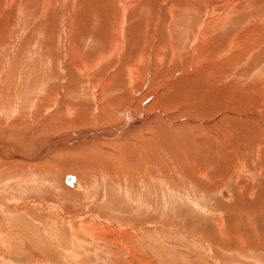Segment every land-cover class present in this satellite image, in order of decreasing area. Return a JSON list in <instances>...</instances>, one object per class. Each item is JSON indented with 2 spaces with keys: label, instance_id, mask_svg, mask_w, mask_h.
<instances>
[{
  "label": "rangeland",
  "instance_id": "374dc122",
  "mask_svg": "<svg viewBox=\"0 0 264 264\" xmlns=\"http://www.w3.org/2000/svg\"><path fill=\"white\" fill-rule=\"evenodd\" d=\"M46 1L9 0L0 12V264H264V179L256 168L236 174L218 142L236 147L233 121L264 112V54L228 43L231 31L259 37L244 15L260 0H203L208 14L198 0ZM80 26L92 45L74 33ZM60 102L65 112L51 120ZM126 111L143 124L107 134L124 128ZM160 117L173 127L165 134ZM89 131L96 137L76 141ZM151 140L163 141L154 161L121 163L122 150L135 157ZM88 142L98 151L85 160L76 149ZM205 153L210 167L229 168L224 178L205 181ZM48 161L56 169L41 167Z\"/></svg>",
  "mask_w": 264,
  "mask_h": 264
},
{
  "label": "bare ground",
  "instance_id": "6f19581e",
  "mask_svg": "<svg viewBox=\"0 0 264 264\" xmlns=\"http://www.w3.org/2000/svg\"><path fill=\"white\" fill-rule=\"evenodd\" d=\"M40 1H42L43 3H45V2H47L46 0H40ZM86 1H88V0H86ZM198 1H200L203 5H204V7L207 9L206 10V14H208V12H209V5H207V4H205V2L203 1V0H198ZM235 1H237V0H228V2L229 3H231V5H232V3H234ZM77 2H78V4H80V5H88V4H86L85 3V0H77ZM12 3L11 2H9V0H0V5L1 6H4L3 8L1 7L0 8V12H6V10H7V8H9L8 6L10 5V6H12L13 7V5H11ZM255 4V5H254ZM29 6V5H28ZM83 8V7H82ZM81 9V8H80ZM253 10H255L254 12H253V14H251V11H253ZM246 12H247V14L246 15H244V18L245 17H250V20H248V21H250V25L248 26H246V28H247V30H249V29H251L252 27H251V25L253 26V27H255V26H257L258 28L259 27H261V29H259V33H257V34H260L259 35V37H257V36H252V35H250V40H248L247 42H245L246 41V39L248 38L247 37V35H246V33H243V32H240L239 31V33L238 32H236L237 30H235V34H237L238 33V35L236 36V35H234L233 33V31H231L230 32V35L232 34V37H231V41H229L228 43H235V44H238V45H241V46H243V47H245L246 48V51L248 52H252V53H255V54H258V55H263L264 54V52L262 51V50H264V1L262 2V0H260V1H258V2H253L252 4H250V6L247 8V10H246ZM77 14V13H76ZM16 18V17H15ZM13 19V18H12ZM10 20V19H9ZM15 20V19H14ZM122 20V19H121ZM74 21V20H73ZM80 21H85L84 19H81ZM88 22H90V21H88ZM208 24V23H207ZM6 25V24H5ZM5 27V26H4ZM10 27V26H9ZM8 27V28H9ZM2 29V28H1ZM3 30V29H2ZM84 31V32H83ZM82 34H81V33ZM233 32V33H232ZM3 33V32H2ZM75 34H77V35H79V40H81V39H85V38H87V39H85V41L87 42V43H91L93 40H94V38H97L96 36H90L89 34H88V32L85 30V28L84 27H79V28H76L75 29V32H74ZM74 34V35H75ZM15 35V34H14ZM68 36H70V34H68ZM76 36V35H75ZM236 36V37H235ZM71 37V36H70ZM118 39H117V45L118 46H121V38H120V36L119 37H117ZM92 40V41H91ZM98 41V40H97ZM227 41V40H226ZM84 42V41H83ZM242 42H245V43H242ZM75 44H77L76 43V41H75ZM100 44L101 45H103V42H102V40L100 41ZM90 45H92V44H90ZM247 45V46H246ZM257 46H259L258 48H257ZM78 47V46H77ZM21 48V47H20ZM228 48H232V46L230 45ZM242 48V47H241ZM21 49H23V48H21ZM78 49H79V47H78ZM22 51V50H21ZM243 55H245V51H242V50H239ZM253 51H255V52H253ZM41 52V51H40ZM46 52V51H45ZM44 52V53H45ZM81 52V51H80ZM232 52V51H231ZM23 53V52H22ZM43 53V54H44ZM171 53H173V52H171ZM70 54H71V52H70ZM49 55H55L56 57H58L57 56V54H56V52H49ZM84 55V54H83ZM86 56V55H85ZM20 57V56H19ZM18 57V55H17V57L16 58H19ZM52 58H53V56H52ZM54 59V58H53ZM79 60H80V58H79ZM68 64H70V69H73V68H75L76 67V65L75 64H73L72 65V63L74 62V60H73V56H69L68 57ZM84 61H82V62H80V64L81 63H83ZM211 74V73H210ZM207 75H208V73H207ZM212 75V74H211ZM210 75V76H211ZM130 79L131 80H134V70L133 69H131V75H130ZM254 80V79H253ZM252 82V81H251ZM174 83H176V81H174ZM253 83H255L254 81H253ZM257 83V82H256ZM253 85V84H252ZM264 85V84H263ZM104 86V85H103ZM54 87V86H53ZM49 89H51V88H49ZM48 89V90H49ZM47 90V91H48ZM65 91V90H64ZM49 92V91H48ZM51 92V91H50ZM63 92V91H62ZM56 93V92H55ZM49 94H53V93H49ZM64 95V94H63ZM52 96V95H51ZM50 97V96H49ZM61 97V96H60ZM67 97V93L65 92V98ZM47 98H48V96H47ZM253 98V97H252ZM247 99V98H246ZM48 100H52L51 98H48ZM84 104H86V103H84ZM96 105H98V102L96 103ZM223 107H224V105H223ZM255 107V106H254ZM56 108V107H55ZM96 108V107H95ZM98 109H99V107H98ZM68 110H70V109H68ZM250 110V109H249ZM244 111H247V110H245V108H244V110H242V112H244ZM65 111H63V108H62V103L60 102V104L58 105V107H57V112H56V114L55 115H53V116H51L52 118H51V120H54L55 118H58L59 116H61L63 113H64ZM182 111H179V113H181ZM184 112H186L187 113V110H185ZM235 113V112H234ZM178 114V113H177ZM182 114H184V113H182ZM181 115V114H180ZM124 116H125V119H126V121H127V124L126 125H124V128H121L120 130H116V129H114V128H112L111 130H109L108 132L109 133H107V134H110V132L112 131H114V133H117V135H122L125 131H126V129H128V128H130V127H132L133 125H139V126H141L142 124H143V118L142 119H138V120H136L135 118H132L130 115H129V112H125V114H124ZM235 116H237V115H235ZM185 117H187V116H185ZM239 118H241L242 120H240L239 118H236V120H232L234 123H236V124H238V125H240L241 127L240 128H238L237 130H236V128L234 129V128H231L230 129V132H234L235 134H229V136H231L230 137V139L232 138V137H235L236 138V147H234V144H230L229 143V138L227 137V136H221V135H219V136H221V138H220V140L218 141L220 144H224V150H230V152H228L226 155H228L229 157H228V163L226 164V165H231V168L232 169H235V172H236V174H238L239 176H240V174H241V172L240 171H243V170H248V171H250V169H254V168H256V169H254V173H256V174H258V175H260V176H262V179H264V112H258V113H254V112H250L249 114H248V116L247 117H244V116H238ZM22 118V117H21ZM171 118V115H169L167 118H165L164 120H166V122H168V120ZM188 118V117H187ZM195 118V117H194ZM156 118H154V120H155ZM160 119H161V117H160ZM230 119V118H229ZM135 120V121H134ZM146 120V119H145ZM156 120H158V119H156ZM155 120V121H156ZM171 120V119H170ZM133 121H134V123H133ZM159 121V120H158ZM157 121V122H158ZM193 121V120H192ZM161 122H162V126H159V130L158 129H156V131L158 130V132H161L162 134H165L166 133V131H168V130H170V129H173V127L172 126H167V125H165V123H164V121L161 119ZM161 124V123H160ZM1 125V124H0ZM51 125H53V124H48V125H46L45 126V124H43L42 126H43V128L42 129H44L43 131H47L48 129H53V130H55L58 126H61V128L62 127H66V124L65 123H60V124H56L57 125V127H56V125L55 126H52V127H50ZM159 125V124H158ZM213 125V127L216 125V124H212ZM212 125H210L209 126V128L207 127V128H203L204 130H203V132H205V133H207L208 134V136L209 135H212L213 134V130H212ZM234 125V124H233ZM3 126H4V124H3ZM3 126H0V128L2 127V129L0 130V132H3ZM150 126H152V125H150ZM236 126V125H235ZM6 127V126H5ZM4 127V128H5ZM137 127V126H136ZM149 127V126H148ZM239 127V126H238ZM10 128V127H9ZM9 128H5L6 130H9ZM151 128V127H150ZM149 128V129H150ZM156 128V127H155ZM11 130V129H10ZM148 130V129H147ZM154 131H155V129H153ZM138 131V130H137ZM180 131V130H179ZM223 131V130H222ZM237 131V132H236ZM6 132V131H5ZM28 134H26V136L28 137V138H31L32 136H31V134H34V132L32 131V128H30L28 131ZM173 132V131H172ZM7 133H9V135L11 134V132L9 131V132H7ZM14 133V132H13ZM12 133V134H13ZM36 133V132H35ZM51 133V132H50ZM98 135L100 136V135H103V136H106V134H103V131L102 130H99L98 132ZM100 133V134H99ZM149 133V132H148ZM180 133V132H179ZM221 133V132H220ZM225 132H223V134H224ZM16 134V133H15ZM141 134V133H140ZM140 134H138L137 133V135H135V136H132L130 139H132V140H134V142H136L135 141V138H136V140H137V137H138V139H139V136H140ZM187 134V133H186ZM207 134H206V136H207ZM96 134H95V132H91V131H89L87 134H85V133H82L80 136L78 135L76 138H77V140L76 141H79L80 143L81 142H83V141H85V139H86V141L87 140H90L91 138H94V137H96L95 136ZM191 135H192V133H191ZM194 135V134H193ZM227 135V134H226ZM69 135H67L66 137L68 138L67 140H69V139H71L70 137H68ZM161 136V135H160ZM21 137H23V138H25V136H21ZM34 137V136H33ZM65 137V136H64ZM205 137V136H204ZM161 138V137H160ZM197 138H198V136H197ZM206 138V137H205ZM228 138V139H227ZM11 139V138H10ZM111 139V138H110ZM120 139V138H119ZM188 139V138H187ZM214 139V138H213ZM212 139V140H213ZM234 139V138H233ZM12 140V139H11ZM61 140V139H60ZM166 140H167V138H166ZM165 140V141H166ZM174 140V139H173ZM173 140H169V141H167V143L166 144H164V145H175L174 144V142H173ZM210 140V139H209ZM212 140H210V141H212ZM214 140H216V139H214ZM138 141V140H137ZM150 141V140H149ZM148 140L146 141H144V142H146V143H148L149 142ZM152 141V140H151ZM154 141V140H153ZM152 141V142H153ZM182 141H184V140H182ZM208 141V140H207ZM217 141V140H216ZM221 141V142H220ZM68 142V141H67ZM71 142V141H70ZM124 145L126 146V148L129 150V148L130 147H133V146H136V143H133V142H129V141H126V139L124 140ZM163 141H161L160 143L158 142V144H155L154 142H153V146H151V145H149V149H153V147H154V149L155 150H157V148L158 147H160V144L162 143ZM199 142V141H198ZM76 143V142H75ZM84 143V142H83ZM208 143V142H207ZM217 143V142H216ZM52 144H54V142L53 143H51V144H49V145H46V146H50V145H52ZM71 144V143H70ZM78 144V143H77ZM86 144V146L85 145H81V146H79L80 148H78V149H76V151H80L81 153H83L84 154V156L85 157H87L85 160H88V158L89 157H91L92 158V154H94L93 152L94 151H98L97 150V145L96 144H89V142L88 143H85ZM154 144H155V146H154ZM176 144H179V142L177 143L176 142ZM181 144V143H180ZM210 144H211V142H210ZM69 145V144H68ZM123 145V146H124ZM162 146H163V144H161ZM182 145V144H181ZM180 145V146H181ZM191 145V144H190ZM215 145V144H214ZM46 146L45 147H43L44 149L46 148ZM72 146V145H71ZM77 146V145H76ZM210 146H212V145H207L205 148H206V151L207 150H210ZM36 147V146H35ZM63 147V146H62ZM139 147V146H138ZM170 147V146H169ZM210 147V148H209ZM30 148L31 149H33V147H31L30 146ZM147 148V149H148ZM177 148H179V147H177ZM183 148V147H182ZM190 148V147H189ZM204 148V147H203ZM204 148V149H205ZM209 148V149H208ZM214 148H216V152L220 149V148H218V147H213L212 148V150L214 149ZM239 148V149H238ZM60 149V148H59ZM127 149H125V150H122L121 151V153H123L124 155H125V157H126V159H123V157H122V155H121V157H122V159L123 160H125V161H123V160H121V163H124V164H130V165H134L132 162V160H134V162H135V167H136V169H138L139 168V166H138V162L137 161H142L143 159H146V160H148V161H152L155 157H158L157 155L155 156V154H154V149H153V154L151 153V152H149V150H147V149H145V148H143L142 150H141V148H140V150L138 151V154L135 156V157H133V154L135 153V152H132L131 154L129 153V152H127L126 150ZM137 149V148H136ZM168 150V149H167ZM175 150V149H174ZM177 150V149H176ZM182 150V149H181ZM190 149H188V151H189ZM40 152H41V150H39L36 154H34V155H32V153H31V156L30 157H32V158H35V157H37L39 154H40ZM168 152V151H167ZM194 152H196V151H194ZM17 153V152H16ZM129 155H128V154ZM168 153H171V152H168ZM182 153V152H181ZM202 153V152H201ZM208 153V152H207ZM213 153V152H212ZM182 154H184V153H182ZM214 154V153H213ZM217 154V153H216ZM221 154V153H220ZM101 155V154H100ZM102 155L103 156H105V154L104 153H102ZM135 155V154H134ZM154 155V156H153ZM208 155H209V153H208ZM96 155H94V157H95ZM145 156H148V157H146L145 158ZM185 156V155H184ZM187 156V160H189V161H191L192 160V152L191 153H188V155H186ZM17 157H20V156H17ZM188 157H189V159H188ZM203 168H205L206 169V171H207V173H209V174H207L206 172V176H205V174L203 173V178L205 179V181L206 180H208V182L209 183H211L212 181H213V177L212 176H214V175H216L218 172H219V175L220 176H222L223 178H224V174H223V169L224 168H226V169H229L228 167H226V165H224L223 167H220V170L219 169H217L216 170V168H217V166L216 167H210V162L212 161V159H209V157L208 156H206V153L205 154H203ZM208 157V158H207ZM5 158V157H4ZM96 158V157H95ZM198 158V157H197ZM24 159V158H23ZM44 159H47V158H44ZM90 159V158H89ZM93 159V158H92ZM99 159V158H98ZM131 159V160H130ZM178 159H180V158H178ZM108 160H111V159H108ZM120 160V159H119ZM157 160V159H156ZM183 160H184V158H183ZM198 160V159H197ZM216 160V159H215ZM220 160V159H219ZM5 161V160H4ZM52 161V160H51ZM51 161H48V162H50L51 164H49L50 166H41V167H49V168H53V169H56V167H55V163H53V162H51ZM154 161V160H153ZM181 161V160H180ZM200 161H201V159H200ZM87 162V161H86ZM98 162H101V159H100V161L98 160ZM194 163L196 162V161H193ZM198 162H199V160H198ZM53 163V164H52ZM62 163H65V162H62ZM71 163V164H70ZM103 163H105V162H103ZM151 163V162H150ZM170 163V162H169ZM181 163V162H180ZM212 163H214V162H212ZM86 165H87V163H85ZM176 164V163H175ZM183 164V163H182ZM193 164V163H192ZM221 164V163H220ZM220 164H218V167H219V165ZM68 165V166H67ZM75 165V164H74ZM122 165V164H121ZM202 165V164H201ZM56 166H59V167H63L61 164H59V165H56ZM65 166H67L66 168H70V167H72V168H74V170L75 171H77L76 170V167L75 166H73V163L72 162H69V161H67L66 163H65ZM103 166H106L105 164H103ZM114 166V165H113ZM141 166V165H140ZM207 166V167H206ZM212 166V165H211ZM215 166V165H214ZM145 168H146V166H144ZM155 167V166H154ZM184 167V166H183ZM189 167V166H188ZM192 167V166H191ZM63 168H65V167H63ZM62 168V169H63ZM110 168V167H109ZM123 168H124V165H123ZM244 168V169H243ZM108 169V168H107ZM112 169V168H111ZM135 169V168H134ZM160 169V168H159ZM171 169V168H170ZM194 169V168H193ZM213 169H215V170H213ZM105 170V169H104ZM125 170V169H124ZM167 169H165V171H166ZM173 170V169H172ZM181 170V169H180ZM191 171V170H190ZM195 171V170H194ZM227 171V170H226ZM77 172H79V171H77ZM106 172V171H105ZM138 172H139V170H138ZM151 172V171H150ZM167 172H168V170H167ZM245 172V171H244ZM130 173V172H129ZM188 173V172H187ZM226 173V172H225ZM229 173V172H228ZM254 173H253V175H254ZM112 174V173H111ZM82 175V174H81ZM104 175V174H103ZM131 175V174H130ZM145 175V174H144ZM208 175H210V178L212 177V180L211 179H209V177H207ZM219 175H218V179H219ZM235 175V174H234ZM246 175V174H245ZM128 176V175H127ZM130 177V176H129ZM128 178V177H127ZM167 178V177H166ZM130 179H133L132 177H130ZM169 179V178H168ZM249 179V178H248ZM260 179H261V177H260ZM223 180V179H222ZM165 181V180H164ZM220 181H221V179H220ZM263 182H264V180H262ZM207 182V181H206ZM177 183V182H176ZM191 183V182H190ZM262 183V182H261ZM180 186V185H179ZM247 189V188H246ZM263 194H264V192H263ZM223 195H225V193H223ZM241 197H242V199H244L245 200V196H243L242 194H241ZM260 198L261 197V195H256V197L255 198ZM248 201H246V203H247ZM251 203V202H250ZM221 204V203H220ZM240 208V207H239ZM247 208V207H246ZM252 209V208H251ZM246 210V209H245ZM248 210H250V209H248ZM253 211V210H252ZM240 241V240H239Z\"/></svg>",
  "mask_w": 264,
  "mask_h": 264
},
{
  "label": "water",
  "instance_id": "95a60500",
  "mask_svg": "<svg viewBox=\"0 0 264 264\" xmlns=\"http://www.w3.org/2000/svg\"><path fill=\"white\" fill-rule=\"evenodd\" d=\"M64 183L70 188L75 187L76 177L73 174H66L64 177ZM224 193V191H222Z\"/></svg>",
  "mask_w": 264,
  "mask_h": 264
},
{
  "label": "crops",
  "instance_id": "0c3cea01",
  "mask_svg": "<svg viewBox=\"0 0 264 264\" xmlns=\"http://www.w3.org/2000/svg\"><path fill=\"white\" fill-rule=\"evenodd\" d=\"M76 181H77V178H76ZM63 182H64V178H63ZM65 184V183H64ZM67 186V185H66ZM68 187V186H67ZM70 188V187H69ZM75 188V187H74Z\"/></svg>",
  "mask_w": 264,
  "mask_h": 264
}]
</instances>
